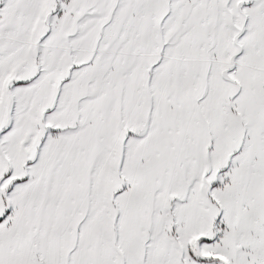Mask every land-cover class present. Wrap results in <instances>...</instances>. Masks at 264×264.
Masks as SVG:
<instances>
[{
  "label": "snow or ice",
  "instance_id": "snow-or-ice-1",
  "mask_svg": "<svg viewBox=\"0 0 264 264\" xmlns=\"http://www.w3.org/2000/svg\"><path fill=\"white\" fill-rule=\"evenodd\" d=\"M0 264H264V0H0Z\"/></svg>",
  "mask_w": 264,
  "mask_h": 264
}]
</instances>
